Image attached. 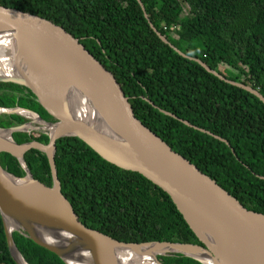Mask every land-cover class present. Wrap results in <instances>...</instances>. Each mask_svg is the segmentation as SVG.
<instances>
[{"label":"trees","instance_id":"trees-1","mask_svg":"<svg viewBox=\"0 0 264 264\" xmlns=\"http://www.w3.org/2000/svg\"><path fill=\"white\" fill-rule=\"evenodd\" d=\"M141 1L144 9L138 0H0V7L34 14L78 39L114 75L144 126L247 210L264 214V104L179 55L149 23L186 56L264 97V0ZM16 107L55 121L30 90L0 83V108ZM160 110L221 137L230 146ZM25 122L10 115L0 118V128ZM13 139L18 144L49 142L44 132L14 133ZM24 160L35 180L52 186L44 153L30 150ZM0 164L16 177L25 176L18 160L8 153L0 154ZM55 165L63 196L87 228L125 243L202 246L164 191L142 175L106 162L78 138L57 141ZM13 240L28 264H65L18 232ZM159 260L200 264L182 255ZM0 264H16L1 214Z\"/></svg>","mask_w":264,"mask_h":264},{"label":"water","instance_id":"water-1","mask_svg":"<svg viewBox=\"0 0 264 264\" xmlns=\"http://www.w3.org/2000/svg\"><path fill=\"white\" fill-rule=\"evenodd\" d=\"M138 2L143 7L142 1ZM149 23L157 36L179 55L195 61L224 82L256 96L264 104V97L258 91L229 81L202 61L186 56ZM0 37L10 39L6 57L17 71V76L0 77V83L27 88L55 119L47 122L30 110L0 108L2 115L14 114L26 120L21 113L24 111L36 118L29 123L0 128V131L9 132V140L0 136V154L8 153L16 158L25 172L24 177H16L0 164V214L8 249L16 264L20 262L15 253L28 263L14 243V232L54 253L65 264H69L70 255L73 254V258L80 256L78 252H72V247L56 245L65 237L75 241L77 251L83 249L90 264H133L134 260L129 258L135 259L134 252L144 248L157 264H162L159 257L173 255H182L200 264H264V214L247 210L216 181L144 126L134 115L129 99L114 75L78 39L51 21L5 7H0ZM35 73L39 77H32ZM75 91L90 105L96 117L94 121L75 113L69 100ZM160 112L230 146L221 137L171 113ZM40 129L48 135V144L37 141L18 144L13 139L14 133L30 134ZM67 137L78 138L106 162L138 173L164 191L202 246L119 242L83 225L63 196L57 176L56 143ZM30 150L46 155L53 181L51 187L35 180L27 168L24 156ZM34 227L55 232V242L40 239ZM117 247L124 250L121 255L116 253Z\"/></svg>","mask_w":264,"mask_h":264},{"label":"bare ground","instance_id":"bare-ground-1","mask_svg":"<svg viewBox=\"0 0 264 264\" xmlns=\"http://www.w3.org/2000/svg\"><path fill=\"white\" fill-rule=\"evenodd\" d=\"M10 46H11L10 39L6 37H0V77H3V78L17 76V71L14 68H12L11 60H9L6 57L9 52ZM32 77L34 78L39 77L38 73H35L34 76ZM72 95L73 96L70 97L69 100L71 101V105L73 106V108H75V113L77 114V116L83 117L90 121H94L96 119L95 114L93 113L90 105L85 102V99L83 98V96L80 95L76 91ZM21 113L27 118L32 117L34 120L36 119L30 113H27L24 111H21ZM0 136L4 139L9 140V132L7 131H0ZM9 227H12V226H9ZM33 230L35 231L36 235L40 239L46 242L54 243L56 240L54 236L55 232H48L45 230H40L36 227H34ZM56 245L59 248H71L72 247L73 248L72 252H75V253L78 252V255L80 256H77L76 258H73V254L70 255V257L67 260L69 264H90L89 261H86L87 256H85V253L82 251L83 249H80L79 251H77V244L75 243V241L71 240L70 238L65 237L60 242L56 243ZM116 249H117L116 253L118 255H121V252H124V250H122V248L120 247H117ZM147 252H148L147 248L141 249L140 252H137V253L134 252L135 257H136L135 259L134 258H129V259L134 260L133 264H157L154 261L152 256H148L146 254ZM15 256L17 257L20 264H25L22 258L18 254L15 253Z\"/></svg>","mask_w":264,"mask_h":264},{"label":"rangeland","instance_id":"rangeland-1","mask_svg":"<svg viewBox=\"0 0 264 264\" xmlns=\"http://www.w3.org/2000/svg\"><path fill=\"white\" fill-rule=\"evenodd\" d=\"M2 114H0V116H1ZM10 115H14V114H10ZM9 115V116H10ZM8 116V115H7ZM6 116H4V118H5ZM0 118H2V117H0ZM32 121H35L32 117H30V118H26V122L27 123H29V122H32ZM31 125V124H30ZM33 126H37V125H35V124H33ZM32 126V127H33ZM40 127V126H39ZM41 130V131H40ZM39 131H32V132H35V133H42V131H44V130H42V129H40ZM32 132H30V134L32 133ZM46 132V131H45Z\"/></svg>","mask_w":264,"mask_h":264},{"label":"flooded vegetation","instance_id":"flooded-vegetation-1","mask_svg":"<svg viewBox=\"0 0 264 264\" xmlns=\"http://www.w3.org/2000/svg\"><path fill=\"white\" fill-rule=\"evenodd\" d=\"M4 116H6V117H7V115H5V114H4V115H1L0 117H2V119H4ZM6 117H5V118H6Z\"/></svg>","mask_w":264,"mask_h":264}]
</instances>
